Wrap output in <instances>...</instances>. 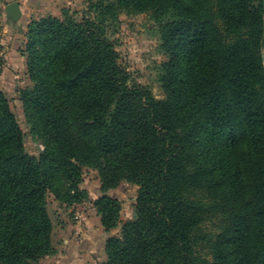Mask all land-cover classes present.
Returning <instances> with one entry per match:
<instances>
[{"label": "trees", "instance_id": "trees-1", "mask_svg": "<svg viewBox=\"0 0 264 264\" xmlns=\"http://www.w3.org/2000/svg\"><path fill=\"white\" fill-rule=\"evenodd\" d=\"M91 9V20L63 10L28 27L33 87L20 99L33 132L52 141L38 158L0 90V264L55 254L47 196L83 201L84 168L99 176L105 232L121 224V202L106 192L137 188L104 264H264L262 0H98ZM121 13L158 28L161 99L118 61L109 27Z\"/></svg>", "mask_w": 264, "mask_h": 264}, {"label": "rangeland", "instance_id": "rangeland-1", "mask_svg": "<svg viewBox=\"0 0 264 264\" xmlns=\"http://www.w3.org/2000/svg\"><path fill=\"white\" fill-rule=\"evenodd\" d=\"M98 0H0V90L8 101L24 134L25 151L39 157L46 146L52 144L50 135L42 128L33 132L31 121L20 99V91L32 88L33 81L28 72L26 60V34L32 21L47 16L60 17L63 10L76 21L93 19L91 5ZM112 1V0H104ZM18 2L21 16L13 20L6 7ZM111 39L118 53V61L128 72L130 79L148 86L156 99L163 98L159 75L161 65L166 61L160 51L157 26L146 16H128L121 13L112 27ZM80 190L86 198L79 203H62L52 193L47 196V209L53 231L52 243L55 254L38 261L37 264H104L105 243L120 232L122 223L131 219L137 188L123 182L106 195L121 202V224L111 232H105L97 215L94 201L102 196L97 171L84 168ZM207 224L205 230H210Z\"/></svg>", "mask_w": 264, "mask_h": 264}, {"label": "water", "instance_id": "water-1", "mask_svg": "<svg viewBox=\"0 0 264 264\" xmlns=\"http://www.w3.org/2000/svg\"><path fill=\"white\" fill-rule=\"evenodd\" d=\"M262 2H263V7H264V0H262ZM6 11L11 16V18L13 20H16L18 17L21 16V11L19 9L18 2H12L11 4H9L6 7ZM262 64H263V68H264V49H263V52H262Z\"/></svg>", "mask_w": 264, "mask_h": 264}]
</instances>
